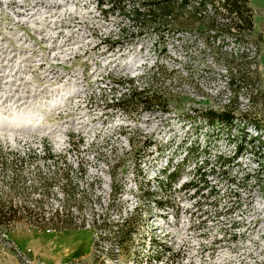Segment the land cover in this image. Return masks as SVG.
<instances>
[{"label": "rangeland", "instance_id": "374dc122", "mask_svg": "<svg viewBox=\"0 0 264 264\" xmlns=\"http://www.w3.org/2000/svg\"><path fill=\"white\" fill-rule=\"evenodd\" d=\"M251 5L252 38L207 45L188 32L127 35L129 21L106 19L97 0H0V205L21 210L0 222V264H145L153 236L172 248L167 264H264V0ZM151 67L165 71L153 86L167 111L106 108L112 79ZM208 109L233 111L230 132L206 122ZM166 168L179 182L156 197ZM207 182L218 208L182 188ZM131 213L128 255L109 240L115 226L95 221Z\"/></svg>", "mask_w": 264, "mask_h": 264}, {"label": "trees", "instance_id": "16d2710c", "mask_svg": "<svg viewBox=\"0 0 264 264\" xmlns=\"http://www.w3.org/2000/svg\"><path fill=\"white\" fill-rule=\"evenodd\" d=\"M101 12L104 13L106 19L110 17L122 15L129 21V26L125 24L122 28V32H127L130 36H155L157 42L166 40L169 36H177L180 33L188 32L200 36L207 45L216 43L221 38H234L238 41H246L253 37L255 33V19L254 9L251 5V0H97ZM128 35V34H127ZM110 38L104 40L107 42ZM119 42V40L117 41ZM120 44V43H119ZM156 72L154 67L148 70L146 74H141L138 77L131 79H112L110 84H107L105 92L107 90L112 93V99L108 102L106 99V108L118 110L127 115L132 113L142 112H157L161 110L165 112L170 105V99L168 100L164 93L154 89L153 83L157 80L159 75H163V70ZM148 79V84L144 87H139L135 83L136 79ZM262 94V93H261ZM105 96L103 95V98ZM262 99L264 95L262 94ZM206 122L210 125H220L226 127L230 132L235 124L236 116L231 110L221 109H208L205 113ZM255 130L258 129V125H255ZM259 134V133H258ZM259 137V136H258ZM254 143V142H252ZM152 146V145H151ZM236 156H243L245 148L241 146L238 148ZM51 158V157H50ZM208 163H202L199 167L200 175H206L205 170ZM116 166V165H112ZM181 173L178 171H168L166 168L162 171L158 177V187L161 192L154 193L156 197L160 196L164 190L170 191L177 185ZM114 177L113 173L110 174ZM62 179L69 183V177L62 175ZM202 181V179H200ZM184 189L194 190V193L204 192L210 207L218 208V201L214 199L220 194V188L216 184L208 183L204 189H200L197 185H191L190 183H184L182 186ZM152 194V193H150ZM159 194V195H158ZM151 196V195H150ZM162 199V197H161ZM161 199H155V203L158 208L163 209L164 203L158 201ZM212 199H214L212 201ZM226 212L232 213L234 207H227ZM18 211V212H17ZM20 209H14L11 207L6 208L0 205V222H3L2 218L11 219L12 217H19ZM33 218L40 219L42 222H46L42 213H36L34 210L27 211ZM225 212V213H226ZM222 212L218 211V217ZM18 215V216H17ZM58 212L55 213V218L59 216ZM178 216V215H177ZM21 217V215H20ZM138 215L131 213L126 219L121 222L114 223L108 216L100 217V220L95 221V227L99 229H109L111 226H115L114 230L109 237V240L118 247L120 252H128L131 254V248L136 240V235L140 230L139 222H137ZM37 223L39 221H36ZM116 224V225H115ZM152 252L146 259L145 264H167L164 262L166 255H171L172 248L168 245L166 240L160 237H152L149 239ZM118 252V253H119ZM114 254H118L113 252ZM109 256V258H112Z\"/></svg>", "mask_w": 264, "mask_h": 264}, {"label": "bare ground", "instance_id": "6f19581e", "mask_svg": "<svg viewBox=\"0 0 264 264\" xmlns=\"http://www.w3.org/2000/svg\"><path fill=\"white\" fill-rule=\"evenodd\" d=\"M1 120H0V124H1ZM27 123V119H24V118H20V117H17L16 121H15V125H25ZM264 246V245H263ZM264 252V251H263Z\"/></svg>", "mask_w": 264, "mask_h": 264}]
</instances>
